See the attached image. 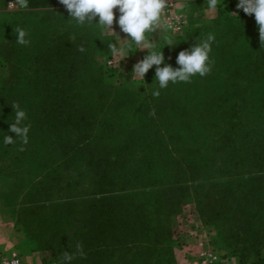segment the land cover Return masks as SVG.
I'll list each match as a JSON object with an SVG mask.
<instances>
[{
  "label": "trees",
  "instance_id": "1",
  "mask_svg": "<svg viewBox=\"0 0 264 264\" xmlns=\"http://www.w3.org/2000/svg\"><path fill=\"white\" fill-rule=\"evenodd\" d=\"M221 2L219 13L238 12L239 24L245 27L241 32L259 35L251 26L252 17L237 10L238 0ZM5 3L0 0V11ZM28 5L30 9L64 8L58 0H28ZM199 5L191 0L186 9L192 14ZM63 13L68 15L66 10ZM224 28L225 24L219 29ZM197 31L189 24L184 32L188 38L166 50L162 47L168 38L162 37L158 50L166 61L174 60L179 51L192 47ZM62 35H66L62 44L68 60L76 62L70 33ZM240 39V35H215L210 53L215 63L206 77L169 83L166 89H158V97L152 95L156 89H149L144 133L117 134L121 125L113 124L106 173L95 182L94 193L79 191L55 198L46 195L51 189L44 190L45 176L56 184L67 179L71 192L80 185L79 147L56 154L53 149L42 154L44 147H40L46 136L59 137L62 128L73 124L64 118V111H79L78 106H66L65 91H56L53 101L45 97L16 100L0 111V186L5 185L0 199L15 213L16 226L22 228L31 252L52 251L53 264H60L61 254L76 253L80 243L85 256L77 253L71 264H178L173 252V218L182 204L192 201L201 220L212 228L214 240L230 250L238 264H264V61L256 53L241 51ZM149 73H155V66ZM245 75L250 79L246 89L234 84ZM228 79L231 84L225 83ZM144 84L149 86V78ZM103 87L113 89L104 83ZM244 89L249 99L240 98L238 91ZM180 92L186 94V101L175 95ZM13 103L27 117L43 118L45 133H38L32 122H24L30 124L26 145L9 131L15 116ZM153 109L155 115L150 116ZM5 135L16 143L6 146ZM91 181H87L90 186Z\"/></svg>",
  "mask_w": 264,
  "mask_h": 264
},
{
  "label": "rangeland",
  "instance_id": "2",
  "mask_svg": "<svg viewBox=\"0 0 264 264\" xmlns=\"http://www.w3.org/2000/svg\"><path fill=\"white\" fill-rule=\"evenodd\" d=\"M194 1L200 5L196 12L192 14L189 12L190 29H198L193 40L198 37L203 40L209 33L240 35V44H242L240 50L250 51L252 55L256 53L257 56H261L260 60L264 61V45H261L259 35H256V32L255 36L241 32L245 27L239 24L240 16L219 13L217 8L215 16L211 17L206 13L207 0ZM221 1L223 3L226 0ZM189 2L191 0H183V8H187ZM59 9H61V13L56 12ZM64 10L65 8L19 9L17 7L7 9L6 7L0 11V84L4 80L0 85V111H4V107L8 103L16 100H40L44 97L54 100L56 94L58 95L56 91L59 89L65 91L64 94L69 102L65 101L66 104L68 103L67 107L78 106L79 108L78 113L69 114L71 110L74 112V108L64 111V118L68 123L73 120V122L71 121L73 124L62 128V131L57 134L60 135L59 137L56 135L46 136L45 142L40 145V147H44L42 154L50 152L52 149V154L61 153L62 149L64 152L77 147L81 150L76 162L77 171L81 173L79 176L80 185L76 192H71L72 185L66 181L67 179L61 178L60 182L58 181L59 183L56 184L55 180L51 181L50 177L43 178L44 190L51 189L46 192V195L55 198L67 197L70 193L79 194V191L88 194L95 192L96 189L93 187L95 182L100 180L102 173H106L105 162L110 151L108 139L114 129L113 124L119 122L121 125L117 134L138 135L144 133L143 119L148 116L144 103L150 97L151 89H159L158 83L155 81V73L145 75L144 82L149 78V86L133 78V67L147 54L146 50L135 51L133 45L131 55L120 62V67L114 63V67L108 68L107 62L113 60L108 45L115 43L116 37L104 35L98 26H78L74 21H68L69 15H65ZM48 11H52L51 15ZM251 17L253 20L251 26L258 29L254 16ZM96 22H98V18L93 23ZM223 24L226 28L219 29ZM17 27L28 32L29 35L26 39L31 41L29 46L15 43ZM114 28L117 34L124 38V34L120 33L115 24ZM67 32L70 33L69 43L72 45L73 51H76V58H74L76 62L68 60L70 57L67 55V49L63 45L64 43L62 44V37L66 36L62 34ZM162 37L168 38L165 39L166 42L171 39L173 44H176L175 47H179L182 42L177 40L182 38L183 41L188 38V35L184 33L172 35L166 32ZM162 37L155 40L157 47L161 45ZM200 40H197V43ZM194 44L192 42L191 45L194 46ZM81 46L85 49L83 52L78 50ZM167 48H169L167 45L163 46L162 50ZM175 60L176 58L168 59L165 60V63L176 68L178 65ZM6 76H9V79H2ZM248 80L250 79H246L245 75L244 79L238 78L234 84L238 83L239 87L246 89ZM103 83L112 87L113 91L104 89ZM225 83L231 84V81L228 79V82L225 81ZM260 86L257 84V87ZM115 88L118 89L114 92ZM127 88L132 91L128 92ZM245 89L238 91L241 99L250 98ZM75 90L78 95L73 94ZM175 95L182 100L186 97V94L182 92ZM184 101L186 100L184 99ZM27 122H32L38 133L41 131L45 133L41 116L31 115L27 117L25 123ZM90 136L92 138L88 140ZM85 166L88 167V171ZM22 175L24 174L19 173L18 177H23ZM90 179L92 180L91 186L87 183ZM4 190L5 185H1L0 191L4 192ZM25 190L26 188L23 191ZM180 207V213L173 218V252L178 264H201L200 253L202 251H212L217 256V264H238L237 257L214 240L212 228L206 226L201 220L192 201L182 204ZM4 211L10 212L4 217V220L12 221L13 218L14 224L17 225L15 213L5 208L0 199V212ZM9 249L18 250L24 255L17 246ZM9 249H0V251ZM49 252L51 253L50 264H53L54 253Z\"/></svg>",
  "mask_w": 264,
  "mask_h": 264
},
{
  "label": "clouds",
  "instance_id": "3",
  "mask_svg": "<svg viewBox=\"0 0 264 264\" xmlns=\"http://www.w3.org/2000/svg\"><path fill=\"white\" fill-rule=\"evenodd\" d=\"M58 2L67 11L68 21H74L78 26L95 25L104 35L116 37V42L108 45L113 57V60L109 61L110 64L115 63L120 67V62L131 55L133 45L135 51L146 50L147 54L133 67V78L136 80L144 83L145 75L153 66H155V81L159 89H166L169 83H191L193 77L204 78L212 72L215 63L210 58L211 45L215 40V35L212 33H209L203 40L198 37L194 46L179 51L175 60L178 65L176 68L165 63L163 51L158 50L153 34L169 30L173 33L182 31L178 25L171 22L172 19L179 20L180 18L175 17L174 13L169 17L167 10L183 8V0H178L176 3L172 0H58ZM220 2L221 0H207L206 13L214 17ZM28 6V0H12L9 3L10 8L27 9ZM236 8L242 10L245 15L254 16L261 45H264V0H238ZM232 14L238 16V12ZM97 18L98 22L93 23L97 21ZM114 24L119 28L120 33L124 34V38L117 34ZM15 32V43L21 46L30 45V39H26L29 35L26 30L17 27ZM197 40L200 42L197 43ZM175 46L176 44H173L171 39L167 41V47ZM78 50L83 52L85 49L81 46ZM152 95L158 97L160 91L154 90ZM12 108L15 116L14 122L9 124V131L19 138L22 145H26L30 129V124L24 123L27 120V114L18 103H13ZM149 115L154 116L155 109ZM3 142L7 146L15 144L16 140L12 136L5 135ZM18 150L24 151V148L20 147ZM77 253L82 258L85 256L80 243L76 244V253L64 251L61 254L60 264H71Z\"/></svg>",
  "mask_w": 264,
  "mask_h": 264
},
{
  "label": "crops",
  "instance_id": "4",
  "mask_svg": "<svg viewBox=\"0 0 264 264\" xmlns=\"http://www.w3.org/2000/svg\"><path fill=\"white\" fill-rule=\"evenodd\" d=\"M164 33L163 31L158 32L153 34V37L158 40ZM9 213L8 211L0 212V249L17 246L24 253L25 264H50L51 253L49 251L31 252L22 230L14 224L13 218L12 221L4 220Z\"/></svg>",
  "mask_w": 264,
  "mask_h": 264
},
{
  "label": "built area",
  "instance_id": "5",
  "mask_svg": "<svg viewBox=\"0 0 264 264\" xmlns=\"http://www.w3.org/2000/svg\"><path fill=\"white\" fill-rule=\"evenodd\" d=\"M12 0H7L6 7L7 9H14L9 7V3ZM173 3H176L177 0H172ZM17 8V7H16ZM169 17L174 13L175 17H179V20L172 19L171 22L175 25H178L182 31L180 33H173L169 31H163L171 33L172 35H182L188 27L189 24V11L186 8H169L168 10ZM118 17L119 13L116 12ZM108 68L114 67V63L107 62ZM201 264H217V256L211 251H202L200 253ZM0 264H25L24 256L15 249H9L6 251H0Z\"/></svg>",
  "mask_w": 264,
  "mask_h": 264
}]
</instances>
